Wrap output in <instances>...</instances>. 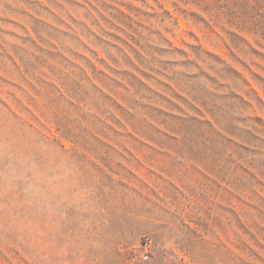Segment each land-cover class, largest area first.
Listing matches in <instances>:
<instances>
[{
  "label": "rangeland",
  "instance_id": "374dc122",
  "mask_svg": "<svg viewBox=\"0 0 264 264\" xmlns=\"http://www.w3.org/2000/svg\"><path fill=\"white\" fill-rule=\"evenodd\" d=\"M0 264H264V0H0Z\"/></svg>",
  "mask_w": 264,
  "mask_h": 264
},
{
  "label": "built area",
  "instance_id": "2783aa9c",
  "mask_svg": "<svg viewBox=\"0 0 264 264\" xmlns=\"http://www.w3.org/2000/svg\"><path fill=\"white\" fill-rule=\"evenodd\" d=\"M151 243L152 240L149 236H144L142 238V242H141V247H142V254H141V259L143 261H146L149 259V253H150V248H151Z\"/></svg>",
  "mask_w": 264,
  "mask_h": 264
}]
</instances>
